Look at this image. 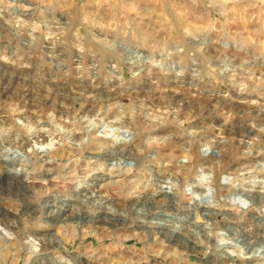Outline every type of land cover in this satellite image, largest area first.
I'll return each mask as SVG.
<instances>
[{
	"label": "rangeland",
	"instance_id": "rangeland-1",
	"mask_svg": "<svg viewBox=\"0 0 264 264\" xmlns=\"http://www.w3.org/2000/svg\"><path fill=\"white\" fill-rule=\"evenodd\" d=\"M0 153V264H264V0H0Z\"/></svg>",
	"mask_w": 264,
	"mask_h": 264
},
{
	"label": "bare ground",
	"instance_id": "bare-ground-1",
	"mask_svg": "<svg viewBox=\"0 0 264 264\" xmlns=\"http://www.w3.org/2000/svg\"><path fill=\"white\" fill-rule=\"evenodd\" d=\"M134 62V61H133ZM132 62V63H133ZM136 65H138V64H134L133 66H136ZM130 66H131V63H130ZM108 127V126H107ZM110 127V126H109ZM114 127V126H113ZM112 127V128H113ZM96 128H97V126H96ZM101 128V127H100ZM102 129H105V128H103L102 127ZM117 129H119V128H117ZM34 130V129H33ZM89 130V129H88ZM101 130V129H100ZM116 129H114L113 128V133H114V135H113V138H115V139H119L120 138V140L121 141H123V144H128V142L126 141V139H125V137H123V135H124V133H126V132H122V133H120L119 135L118 134H115L116 133ZM119 131V130H118ZM108 133L107 134H110V131L108 130L107 131ZM97 133V132H96ZM107 136V135H106ZM42 137V136H41ZM107 138H111V137H107ZM116 141V140H115ZM130 143V142H129ZM42 144V143H41ZM209 151H210V149H208ZM3 152H4V154H5V156H6V158H8V157H10V156H12V158H22V157H24V156H22L21 154H19V151H13V148H3ZM22 153V152H21ZM1 154V153H0ZM205 158L204 159H206V158H209V156L210 155H203ZM210 159V158H209ZM23 160V159H22ZM249 163V162H248ZM244 166V165H243ZM249 166V165H248ZM239 167V166H238ZM245 169L246 168H248V167H244ZM14 169V168H13ZM202 170H201V172L199 173V175H198V178L196 179V181L192 184V186L190 187L191 189H195V188H202V190H203V192L204 193H207L208 191H214V189H212L213 187V185H214V180H215V178H214V176L212 175V174H209V173H205V169H203V168H201ZM8 171V170H7ZM9 172H13V173H19L18 171H16V170H13V171H9ZM254 172H256V174L257 175H259L260 174V168L258 169V170H255ZM248 173V172H247ZM10 174V173H9ZM26 175H27V173H26ZM14 177H15V175H14ZM47 177V176H46ZM228 180V179H227ZM223 181H226V179H223ZM228 183H231V185H233L234 187H235V182L234 181H229L228 180ZM243 183V182H242ZM172 186H175L174 184H171V187ZM216 186V185H215ZM241 187H242V190H243V192H244V186L241 184ZM246 187V186H245ZM248 187V186H247ZM246 191V190H245ZM251 191V190H250ZM249 191V192H250ZM204 193L202 194V193H198L197 191H194V194H195V196H196V198H199V200H203L204 199ZM165 194H167L166 192H163V194L162 195H165ZM250 194V193H249ZM249 194H247L246 196H243V194H241V196H239V195H237V198L238 199H241L242 200V202H246V201H248L249 203H251L249 206H245V204L247 205V203H240V202H238V199L237 200H235L236 198H230V197H228V198H226L225 199V201H223V205H226V206H229V207H234V213H232V214H240V215H244L245 213H246V211L248 210V209H251L253 206H254V203L251 201L250 202V200H248V197H249ZM213 198V202L214 203H211L210 204V206L212 207V205L213 204H215V201H216V195H215V197H212ZM218 200V199H217ZM227 201H229V202H227ZM203 202V201H202ZM218 204V203H217ZM216 204V205H217ZM240 204H243L245 207L244 208H242L241 206H240ZM209 206V207H210ZM215 206V205H214ZM207 207V206H206ZM204 211H207V212H210L211 210L210 209H203ZM176 227V226H175ZM175 227H173V228H175ZM3 230H0V234L2 235L3 233H1ZM8 234V233H7ZM6 238V237H5ZM39 245L38 244H35V243H30V244H27L26 245V248L29 250V251H31V253H38V251H39ZM217 247L218 248H220V249H231V250H233L232 248H238V249H240L242 252H241V254L242 255H246V252L242 249L243 247L242 246H240L239 244H238V242H236L235 240H233L232 242H231V244L229 245V246H225V245H222L220 242H218L217 243ZM242 247V248H241ZM237 252V251H236ZM232 253H234L233 251H232ZM257 253H259V252H257ZM239 255H240V252H239ZM252 255V254H251ZM258 256H260V255H258ZM71 261V260H70ZM69 261V262H70Z\"/></svg>",
	"mask_w": 264,
	"mask_h": 264
}]
</instances>
